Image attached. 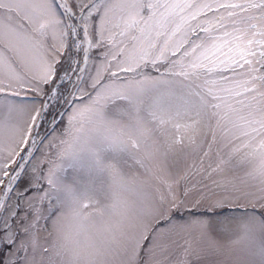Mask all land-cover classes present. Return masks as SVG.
I'll list each match as a JSON object with an SVG mask.
<instances>
[{"label": "snow or ice", "instance_id": "6c2138e0", "mask_svg": "<svg viewBox=\"0 0 264 264\" xmlns=\"http://www.w3.org/2000/svg\"><path fill=\"white\" fill-rule=\"evenodd\" d=\"M0 264H264V0H0Z\"/></svg>", "mask_w": 264, "mask_h": 264}]
</instances>
